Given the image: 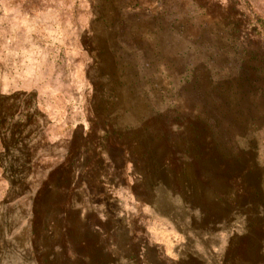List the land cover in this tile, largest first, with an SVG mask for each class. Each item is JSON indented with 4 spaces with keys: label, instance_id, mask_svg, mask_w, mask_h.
<instances>
[{
    "label": "rangeland",
    "instance_id": "1",
    "mask_svg": "<svg viewBox=\"0 0 264 264\" xmlns=\"http://www.w3.org/2000/svg\"><path fill=\"white\" fill-rule=\"evenodd\" d=\"M0 264H264V0H0Z\"/></svg>",
    "mask_w": 264,
    "mask_h": 264
},
{
    "label": "crops",
    "instance_id": "2",
    "mask_svg": "<svg viewBox=\"0 0 264 264\" xmlns=\"http://www.w3.org/2000/svg\"><path fill=\"white\" fill-rule=\"evenodd\" d=\"M51 15H52V12H51Z\"/></svg>",
    "mask_w": 264,
    "mask_h": 264
}]
</instances>
